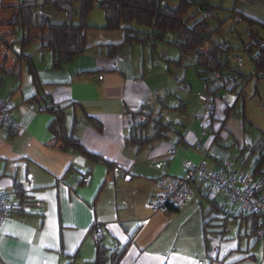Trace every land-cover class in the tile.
I'll return each mask as SVG.
<instances>
[{
	"label": "crops",
	"instance_id": "0c3cea01",
	"mask_svg": "<svg viewBox=\"0 0 264 264\" xmlns=\"http://www.w3.org/2000/svg\"><path fill=\"white\" fill-rule=\"evenodd\" d=\"M197 1L219 10L230 2L229 7L223 6L228 15L253 22L244 21L240 32L234 25L237 37L245 38L252 30L264 39V33L258 32L262 30L264 0ZM87 32L88 49L59 70L51 68L49 51L26 53L24 49L36 85L23 61L16 62L13 55L5 60V68L12 74L0 76V97L9 98L10 114L23 123V129L14 133L0 126V189L12 195L14 205L17 184L29 203L0 223V264H92L95 223L103 229L100 242L106 248L121 246L131 238L118 264H264V213L257 217L260 227L252 233L254 216L228 204L223 194L208 200L205 182L191 184V196L183 208L156 211L150 206L157 178L180 177L187 163L203 161L211 171L251 174V159L242 164L243 157L247 159L245 147L257 132L264 131L254 128L255 135H250L253 125L245 109L244 117L251 125L246 131L239 105L230 108L236 95L228 86L217 84L213 76L203 80L197 75L204 88L198 95L200 110L185 115L193 101L185 94L190 87L181 70L172 74L169 65L159 68L152 62L147 67L146 45L124 44L123 34L102 36L87 44ZM109 44L115 45L113 49H108ZM3 54L0 50V59ZM229 61L237 69L241 60L229 57ZM251 70L252 76L253 67ZM247 81L242 85L244 92ZM159 99L168 108L176 107L178 100L187 105L183 113H177L165 109ZM46 102L64 106L65 131L85 150L114 164L110 172L104 165L52 143L47 129L52 115L43 111ZM210 102L214 111L206 115L203 110ZM143 104L147 106L144 113L153 118L159 113L163 123L167 118L169 127H162L160 136H154L161 127L154 121L135 129L149 139L138 145L129 139L134 131L130 112ZM226 107L230 111L227 117ZM134 118L145 120L140 114ZM92 119L99 123V131ZM85 172L89 181L79 185ZM229 224L235 225L233 233L228 232Z\"/></svg>",
	"mask_w": 264,
	"mask_h": 264
},
{
	"label": "trees",
	"instance_id": "16d2710c",
	"mask_svg": "<svg viewBox=\"0 0 264 264\" xmlns=\"http://www.w3.org/2000/svg\"><path fill=\"white\" fill-rule=\"evenodd\" d=\"M3 1L0 0V9L10 10L11 15L8 21L0 22V25H7L10 28L9 32L0 35V50L4 52L0 59V76L12 74V71L9 72L5 68V60L7 55H13L16 62L23 61L27 65V72L32 76L33 84L36 85L30 57L24 54V49L31 43L37 42L38 51L50 52L51 68L59 70L73 57L83 54L88 49L85 42L86 32L100 29L109 32L121 31L124 44L147 45L153 50L157 42H162L175 48L177 56L174 59L162 58L166 65L174 64L184 68L183 60L191 54L194 56L191 65L199 77L214 76L216 73L232 77L234 84L227 89L236 95V100L235 105L230 108L235 109L239 105V114L243 123H246V119L243 103L245 92L242 85L245 84L248 77L231 65L229 61L231 54L238 51L247 53L253 67L255 80L264 79V49L260 50L257 57H250L255 43L261 40L257 32L251 30L245 38L239 37L240 44L236 48H233L225 40H218L222 21L213 16V13L220 8L207 2L176 0V6L170 7L168 4H161L160 0H11V3L5 5H3ZM46 6L62 13L64 18L59 22H51L40 12ZM94 8H98L103 14V25L100 27L87 22L88 14ZM203 12H207V15H204ZM210 18H214L217 23L213 28L208 23ZM227 18L233 19L232 14H229ZM241 21H246L248 25L253 23L244 18ZM236 24L238 23L233 22V26ZM233 26L230 28L232 32L234 31ZM168 35L172 36V39H168ZM9 37H13L14 40L8 41ZM114 46V44L107 45L108 49H113ZM9 52L11 54H8ZM163 100L159 99L158 102L165 109L177 113H183L187 105L178 100L176 107L168 108ZM43 106V111L52 115L47 129L51 134L53 144H59V148L63 151L75 152L93 163L104 165L108 172L114 168V164L85 150L72 133L65 131L63 125L64 106L49 102L44 103ZM146 107L143 104L130 112L134 131L129 139L138 145L149 140L146 136L136 132L138 129H143L149 121H154L161 126L154 136L162 134V127H169V121L163 123L159 113L156 118H153L149 113H144L143 109ZM228 109L227 107L224 109L225 117L230 114ZM136 114L143 116L144 122L136 120L134 118ZM91 123L96 130H100V125L96 120L92 119ZM249 127H246V131ZM214 141L218 142L216 135ZM245 150L247 159L243 157L242 164L244 165L251 159L249 166L251 175L259 182V188H264V172L262 171L264 132H257L255 140L246 146ZM88 181L89 173L85 172L78 179V184L83 185ZM13 193L16 200L12 211L19 212L25 203H29V199L17 184L14 185ZM246 215H253L256 220L252 225V233H254L260 227L257 217L261 215L253 213ZM204 225L207 226V223ZM130 240L129 237L128 241L121 246L114 245L112 248H106L101 244L100 239H94L95 255L92 264H118Z\"/></svg>",
	"mask_w": 264,
	"mask_h": 264
},
{
	"label": "built area",
	"instance_id": "2783aa9c",
	"mask_svg": "<svg viewBox=\"0 0 264 264\" xmlns=\"http://www.w3.org/2000/svg\"><path fill=\"white\" fill-rule=\"evenodd\" d=\"M207 15V12H203ZM234 23L241 22V17L233 14ZM264 32V19L262 21ZM264 49V39L255 43L250 52V57H257L260 50ZM217 84L231 86L234 84L232 77L221 74H214ZM11 102L9 98L0 97V126H6L14 133L23 129V123L14 119L10 114ZM214 111L210 102L205 107V114L209 115ZM194 182H205V197L214 200L219 194H223L230 205H236L240 211L262 215L264 213V188H259V182L250 174L243 171H232L224 174L208 170L206 164L201 161L198 164L187 163L185 170L180 177L161 176L156 180V193L150 201L153 210L164 211L167 208H183L190 199V186ZM12 195L0 189V223L12 212ZM103 234L102 227L95 223L92 236L100 239Z\"/></svg>",
	"mask_w": 264,
	"mask_h": 264
},
{
	"label": "rangeland",
	"instance_id": "374dc122",
	"mask_svg": "<svg viewBox=\"0 0 264 264\" xmlns=\"http://www.w3.org/2000/svg\"><path fill=\"white\" fill-rule=\"evenodd\" d=\"M197 1V0H194ZM206 1V0H203ZM215 0H212L213 3H217ZM11 0H4L3 1V5L5 4H9L11 3ZM161 4H168L170 7H175L176 6V0H160ZM224 5L226 6H230L231 3L229 2H224ZM223 5V6H224ZM223 10H219V11H214L213 16H216L217 19L219 21H222V25H221V30H220V34L218 36V40H225L227 42H229V44L233 47L238 46L240 44V40L239 37H237V33L235 32H231L230 28L233 26V22L234 20H232L231 18H227L228 16V8H224L226 6L223 7ZM44 16L48 17V19L51 22H59L61 21L64 16L62 13L53 10L51 7H44L41 11H40ZM10 15H11V11H7L4 8L0 9V22H5L8 21L10 19ZM87 22L90 25H94L96 27H100L101 25H103V14L102 11L99 10L98 8H94L92 11H90V13L88 14L87 17ZM244 21L239 22L235 27L236 32H240L242 29V26L244 25L243 23ZM209 26L211 28L216 26V20L214 18H210L208 20ZM10 28L7 25H0V35H4L5 33L9 32ZM97 31H88L87 32V44H91L92 42H95L98 38H102V36H117V35H122L121 31H116L113 33H107V32H102L99 29H96ZM263 30V29H262ZM261 30V28H259L258 32L260 35H263V31ZM263 32V33H262ZM100 38V39H101ZM168 39H172V36L168 35L167 36ZM113 41H117V37H113L112 38ZM14 40L13 37H9L8 41H12ZM38 48V43L37 42H33L31 43L26 49L25 52L26 53H35L37 52ZM49 54L48 51H44L43 54ZM143 54H144V58H145V62L147 67H149L150 62L153 63V65H157V67L159 68H165V64L162 60H160V56H163L164 58H175L177 56V51L175 48L166 45L165 43L162 42H157L155 44L154 49L152 50L149 46L146 45V47H144L143 50ZM150 55L152 57V60H150ZM230 57H239L240 58V64L237 65V69L243 73L245 76L248 77V74L250 72H252L251 68H252V64L249 60V56L247 55V53L242 52V51H238L236 53L231 54ZM138 56L135 55V59H137ZM194 61V56L189 54L187 55L184 60V68H178L176 67L174 64H169V69L171 70L172 74H176L178 72V70L182 72V75L184 74V82L189 85L190 90L188 92H186L185 94L193 101L191 106L187 108V110L184 112L185 115L186 114H195L197 113L200 109H198V95L204 93V88L202 86V82L200 81V79L197 77L196 71L194 69V67L191 65L192 62ZM184 70V72L182 71ZM252 74V73H251ZM251 74H249V78L248 81L246 83V96H245V102H244V110L246 109V116H249L248 121L254 126H252V129H250V135L253 136L255 135L256 130L255 129H259L264 131V79H260V80H255L253 75L251 76ZM257 81V82H256ZM221 93L220 94H224V90H220ZM185 95V96H186ZM245 103H246V107H245ZM205 111V110H203ZM202 111V112H203ZM165 111L163 110V115H165ZM210 115V114H209ZM247 119V118H245ZM165 121H167V118H164ZM246 121L245 124V128L248 126H251L250 123ZM255 128V129H254ZM249 130V129H248ZM235 226L233 224H229L228 225V232L229 233H233L234 231L231 232L232 227ZM243 226V225H242Z\"/></svg>",
	"mask_w": 264,
	"mask_h": 264
}]
</instances>
